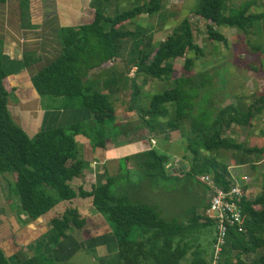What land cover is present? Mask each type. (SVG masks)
I'll return each mask as SVG.
<instances>
[{
  "label": "trees",
  "instance_id": "1",
  "mask_svg": "<svg viewBox=\"0 0 264 264\" xmlns=\"http://www.w3.org/2000/svg\"><path fill=\"white\" fill-rule=\"evenodd\" d=\"M123 3L133 7L123 10ZM91 7L93 20L62 27L61 53L32 76L40 96L67 97L91 112L94 125L90 130L80 123L42 130L32 137L16 124L9 110L11 91L6 84L8 76L0 45V175L15 174L11 191L33 221L51 213L62 201L72 204L74 199H92L96 212L113 228L122 264H180L190 253L188 264H213V252L209 259L207 250L196 238L202 228L214 224L204 214H193L186 222L167 220L154 204L133 200L129 195L116 196L112 187L122 174H107L105 183L93 184L91 190H86V164L80 158L79 139L88 138L105 150L112 138L125 136L130 142L138 130L166 140L171 133L179 132L182 144L191 154L189 170L185 173L212 174L215 182L224 188L238 181L230 172V165L223 162L224 153L232 152L235 162H239L240 156V164L254 172L260 162L264 168V147L249 146L230 135L233 128L253 127L257 114L264 113V93L253 94L251 103L242 100L224 109L216 106L218 89L213 76L208 72L194 73L195 61L204 57L205 51L196 42L190 23L192 17L205 21L209 41L227 45L228 38L216 27L228 26L257 34L258 30L264 31V12L251 13L249 5L231 6L230 0H196L191 16L156 47L153 32L149 30L152 35H147V29L139 25L134 30L127 27L134 25L137 17L160 13L164 0H92ZM27 9L23 7L22 23L30 28L33 25L26 22ZM258 36L264 41V32H258ZM129 43L130 52H125ZM254 51H264V47H256ZM126 53L131 54L129 71L118 73L116 65ZM178 59L185 60L179 70L175 64ZM35 62L32 54L24 56L26 67ZM95 70L109 74L103 82L106 93L97 91L90 82ZM149 79H171L174 83L172 88L153 95L144 104L142 93ZM127 83L131 93L126 112L136 114L138 123L133 126L126 118L117 124L114 132L106 127L108 121H118L120 117L111 96L117 95ZM132 157L140 159L146 171L161 170L168 176L170 158L155 148L127 157L125 162ZM249 187L244 190L249 197L242 202L246 232L231 229L219 264H264V171L260 193L255 198L250 197L253 192ZM86 226V218L79 210L68 207L63 214L50 219L49 242L58 246L72 230L82 231ZM252 254L260 256L251 261L244 259ZM17 259V263H12L0 246V264H57L45 253L28 257L21 252Z\"/></svg>",
  "mask_w": 264,
  "mask_h": 264
},
{
  "label": "rangeland",
  "instance_id": "2",
  "mask_svg": "<svg viewBox=\"0 0 264 264\" xmlns=\"http://www.w3.org/2000/svg\"><path fill=\"white\" fill-rule=\"evenodd\" d=\"M183 1L164 0V7L160 13L151 17L146 15L137 17L133 20L134 25L130 24L127 28L134 30L138 25L143 26L148 31L147 35H152L149 32L150 30L153 32L154 45L157 47L163 39H166L168 34L180 28L182 22L191 16L190 13L195 9L196 0H189V2L185 4ZM132 7L133 6L129 3H123L122 5L123 10H129ZM184 7L190 12H184ZM193 19V17L190 19V23L195 30V40L205 51L204 57H200L195 61L194 73L208 72L213 76L214 85L218 89L217 94H215L216 106L224 109L227 106L236 105L242 100L251 103V96L253 94L264 93V51H254L256 47H264V41L258 36V32L264 31L258 30L257 34L253 32L247 34L236 28L229 29L226 26H222L217 31L228 38V44L225 45L220 42L209 41L207 36V23L198 18ZM234 30L236 32H233ZM145 37L147 36L145 35ZM0 45H2V40H0ZM125 52H130V43L127 44ZM130 55V53H126L123 57L124 59H121L116 65L118 73L127 74L129 65L131 64L129 61ZM2 58L4 61V55ZM184 62V59L176 60L175 64L178 70L183 67ZM178 75L175 74L176 77ZM91 76L90 82L97 91L106 93L103 89V76H105V80L109 74H104L103 72H99V70H95ZM139 82H142V78L139 79ZM173 83L174 80L171 79L163 81L149 79L142 93V103L147 104L153 95L161 94L165 90L172 88ZM130 93V83H127L126 86L121 88V91L117 95L111 96V101L118 110L119 116H121L118 121H108L106 123V127L114 132L117 131L116 129L117 126H119L117 125L119 121H125L126 118L128 121L132 122L133 126L138 123L136 114H129L126 112L127 106L129 105ZM43 99L45 101L43 104L44 108H47V105H49L53 107L52 109L60 108L67 111L73 109L82 110L76 101H72L67 97L47 96L43 97ZM205 99H208V97H205ZM80 123H82L83 126H88L87 130H90L94 125L92 118ZM230 135L239 142H246L249 146L264 147V113L257 114L253 127L233 128ZM153 139L155 141H152ZM134 140L141 142L140 145L143 143L146 147L152 146L158 150L159 153L167 155L170 158V165L174 166L176 169L170 172L168 171V176H164L161 170L148 172L142 167V161L140 159L132 157L128 163L123 161V168L121 167L120 169V172L123 169L121 172L123 173V177L112 187V193L116 196L129 195L133 200L154 204L158 207L162 217L167 220L186 222L193 214L203 215L209 198V189L201 181V175H190L185 173L189 170L188 162H190L191 154L189 151H186L185 146L182 144L181 134L179 132H173L170 134V138L166 140L163 136H150L146 130H138L134 135ZM125 142H127L125 136L111 139V143L114 144ZM85 143H87L92 150V152H87L86 154L82 153V158L86 164V171H89L92 164L91 158L95 157L94 161L97 167L100 165L99 163L101 161L99 157L102 155L100 152L102 149L95 146V143L88 138H86ZM118 151L136 154L141 150H137V146L134 145H123ZM79 152L81 156L80 139ZM237 160H239V162H235L232 152L224 153L223 162L230 165V172L237 180L240 181L242 175L246 176L248 180H252V182L249 183L250 191L253 192L250 194V197L255 198L260 193L262 174L264 171L263 163L260 162L258 169L254 172L249 166L240 164V156ZM185 164L187 165L185 166ZM129 166H134L131 171H128L130 169ZM107 170L110 175H115L110 167H107ZM149 174L154 175L150 177ZM158 175H161V177ZM14 182L15 174L13 172L0 175L1 189L4 190L6 195H8V193L12 196L16 195L11 191V185ZM105 182V180L97 182V185ZM0 203H4V198L1 194ZM107 225V227L101 228V233L113 232L111 224L108 223ZM71 233H74V231H71ZM216 233L217 228L215 224H211L202 228L200 233L196 235L199 243L207 250L209 259L213 251L212 247ZM99 242L101 243V239ZM2 249L7 254L6 248L3 247ZM95 252L98 253V255L100 253L98 262L101 263L103 257L101 255L104 254L99 250ZM260 252H263V250L259 251V253ZM259 256V254H252L250 256H244V259L251 261ZM191 258L192 255L190 253L180 264H188ZM70 260L71 257L69 256L68 264H72ZM10 261L13 263L12 260ZM103 264H122V262L117 254H111L104 258Z\"/></svg>",
  "mask_w": 264,
  "mask_h": 264
},
{
  "label": "crops",
  "instance_id": "3",
  "mask_svg": "<svg viewBox=\"0 0 264 264\" xmlns=\"http://www.w3.org/2000/svg\"><path fill=\"white\" fill-rule=\"evenodd\" d=\"M91 1L6 0L5 3H0V40H2L4 68L8 76L6 84L11 91L8 100L9 110L16 124L32 137L42 130L80 123L92 118L91 112L84 109L67 111L60 108L52 109L53 107L49 105L44 108L45 101L32 83V76L61 53L60 29L90 23L93 20L94 9L91 7ZM186 2L189 0L183 1L184 4ZM230 5L235 7L249 5L251 13L264 12V0H230ZM24 6L28 7L26 22L33 25L30 28L22 23ZM185 11L190 12L184 7ZM221 27H216V30ZM26 54H32L36 60L34 65L25 66L24 56ZM80 140V158L83 160L82 153L86 154L92 150L85 143L86 138L80 137ZM140 143L134 138L130 142L120 144L111 143L110 140L107 149L100 148L102 149L100 151L102 155L99 157L100 165L97 167L95 157H93L91 158V169L86 171L85 168L84 170L87 180L84 184L85 189L89 191L93 184L104 181L109 174L107 167H110L115 174L111 176L123 174L121 173L123 169L121 172L120 169L123 168L122 163L127 157L152 148V146L146 147ZM123 145H134L137 146V150L141 151L136 154L122 153L118 149ZM78 185H81V182ZM1 188L0 185V194L4 198V203H0V246L6 248V255L14 263L18 262L17 255L21 252L28 257L45 253L53 257L57 264H68L69 256L72 264H103L106 256L118 255L114 233L103 234L100 231L101 228L108 226V222L103 215L96 212L92 199L78 198L74 199L72 204L62 201L51 213L33 221L21 209L18 196H12L8 192L6 195ZM68 207L77 208L83 218H86L87 226L82 231L72 230L74 233H70L60 245L51 246L48 238L50 219L63 214ZM97 250L104 254L101 255L103 256L101 263L98 262L100 253L98 255L95 252Z\"/></svg>",
  "mask_w": 264,
  "mask_h": 264
},
{
  "label": "built area",
  "instance_id": "4",
  "mask_svg": "<svg viewBox=\"0 0 264 264\" xmlns=\"http://www.w3.org/2000/svg\"><path fill=\"white\" fill-rule=\"evenodd\" d=\"M241 177L240 181L224 188L215 182L212 174L201 175V181L209 189L208 205L204 215L211 219L217 228L212 247L213 264H219L222 259L231 229L246 232L242 202L249 197V193L244 190L252 180L243 175Z\"/></svg>",
  "mask_w": 264,
  "mask_h": 264
},
{
  "label": "water",
  "instance_id": "5",
  "mask_svg": "<svg viewBox=\"0 0 264 264\" xmlns=\"http://www.w3.org/2000/svg\"><path fill=\"white\" fill-rule=\"evenodd\" d=\"M186 165H187V164H185V166H186ZM174 169H176V168H174V166H171V165L168 166V170H169V172L172 171V170H174Z\"/></svg>",
  "mask_w": 264,
  "mask_h": 264
}]
</instances>
